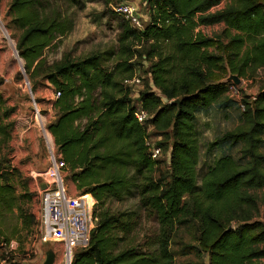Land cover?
I'll use <instances>...</instances> for the list:
<instances>
[{
	"label": "trees",
	"instance_id": "obj_1",
	"mask_svg": "<svg viewBox=\"0 0 264 264\" xmlns=\"http://www.w3.org/2000/svg\"><path fill=\"white\" fill-rule=\"evenodd\" d=\"M221 3L223 7L212 10ZM143 4L148 21L142 30L122 23L118 41L123 52L111 70L103 66L109 54L52 64L44 56L72 30L67 11L82 8L81 0H11L8 8L10 24L20 32L16 51L33 87L42 81L59 93L53 103L55 120L47 129L68 179L95 200L89 244L74 252L71 264H175L170 241L189 227L195 229V251L206 255V264H264V1ZM220 24L223 30L216 39L196 33L200 27ZM213 45L218 55L207 52ZM132 47L140 50L130 52ZM136 54L150 67L134 105L133 91L124 81L134 74L137 64L131 61ZM212 68L223 75L212 74ZM257 70L261 88L242 99L240 123L217 140L239 145L242 163L226 156L201 168L196 110L225 95L230 75L253 78ZM1 100L0 95V112ZM137 110L150 118L140 124L134 116ZM7 114L0 113L5 144L9 133L2 121ZM150 135L162 137L154 145L161 154L169 148L166 159L150 158L145 146ZM160 166L165 170L153 180ZM1 175L0 219L15 214L24 229L32 228L35 217L24 208V197L15 194L17 172L11 169L8 179ZM135 186L140 206L154 213L159 224V235L146 250L137 249L131 236L135 213L111 207L128 198Z\"/></svg>",
	"mask_w": 264,
	"mask_h": 264
},
{
	"label": "rangeland",
	"instance_id": "obj_2",
	"mask_svg": "<svg viewBox=\"0 0 264 264\" xmlns=\"http://www.w3.org/2000/svg\"><path fill=\"white\" fill-rule=\"evenodd\" d=\"M121 2L133 5L142 24L147 23V8L143 0H81L82 8L71 7L67 11L71 18L72 30L59 38L52 48L46 50L44 56L48 63H57L65 58L76 61L92 54H109L103 66L110 70L114 68L123 52V47L118 40L122 32L121 25L125 19L115 15L110 6ZM10 3L11 0L0 1L2 21V26L0 25V95L2 99L0 113L3 115L4 112H8L2 124L7 126L9 133L7 144L0 135V174H2L1 179L4 177L8 179L11 169L17 172L13 179L15 194L24 197L22 204L24 208L31 210L36 225L30 229H24L15 214H5L0 219V260L9 264L14 262L43 264L45 256L51 254L54 264H64L62 244L43 240L41 227L43 212L38 197L40 179L37 174L44 171L47 166V153L42 133L44 129L47 130V126L55 120L56 116V110L53 107L54 89L42 81L33 87V80H29L28 74L23 69V60L19 54H16V42L20 32L10 24L9 14L4 15V11L9 12ZM222 30L223 25L220 24L200 27L196 33L204 38L216 39ZM227 41V38L221 39L222 43ZM136 50H140V47L130 48V52ZM207 52L211 55L219 54V50L214 45L209 46ZM131 62L137 65L136 67L134 65V74L129 79L130 82L124 81V84L133 91L131 98L135 105L137 93L143 89L148 80L147 71L150 63L143 57L139 58L137 54ZM211 71L214 75H223L216 68H212ZM239 79L241 81L239 86L230 83L224 96L208 108H199L195 112L194 126L198 133L201 168L203 164L212 165L219 158L226 156L237 163H242L239 159V145L231 142H217L224 133L233 130L240 123L244 111L242 99L246 96H254L261 88L263 80L259 70L255 72L253 78L248 75ZM36 109L41 118L38 121L34 120ZM150 129L151 127H149V133ZM146 140L154 144L161 141L162 137L150 135ZM215 142L216 145L211 146ZM167 144L170 145V142ZM169 152L167 148L166 152L162 151L160 157L166 159ZM164 170L165 166H160V170L156 167L155 172L152 173V179L157 180L160 172ZM199 174H201L200 170ZM71 183L69 179L68 189L72 186ZM198 184H200V177H198ZM83 195H87L91 200L89 202L86 199L88 204H92L93 201L95 204L90 194H82L75 190L73 196ZM111 207L113 210L135 213V228L131 236L137 249L146 250V245L159 235L157 218L154 213L140 206L136 186L128 198L123 202H112ZM232 226L235 227V224L233 223ZM170 242L175 264L207 263L206 255L195 251L197 244L193 227L180 230ZM190 245L191 248H189ZM185 246L187 249L184 248ZM181 249L185 250V254H182ZM261 262L264 263V259Z\"/></svg>",
	"mask_w": 264,
	"mask_h": 264
},
{
	"label": "built area",
	"instance_id": "obj_3",
	"mask_svg": "<svg viewBox=\"0 0 264 264\" xmlns=\"http://www.w3.org/2000/svg\"><path fill=\"white\" fill-rule=\"evenodd\" d=\"M224 3L213 8L220 9ZM111 11L124 18L131 27L142 30L143 24L136 14V8L127 3H118L110 6ZM0 25L2 26L1 16ZM16 54L17 51H16ZM128 83L130 80H126ZM138 82V80H135ZM59 97L58 92H54L53 99ZM253 98V97H252ZM244 110V107L242 106ZM36 109L34 120L41 119ZM140 124L147 121L150 116L141 110L134 113ZM48 130V129H47ZM43 130L42 137L47 153V166L44 171L37 174L40 179L38 187L39 202L42 207V232L44 241H54L62 244L64 264H71L74 252L77 249H84L89 244L90 232L93 228L92 204H88L85 196H72L69 194L67 186L68 170L62 160L61 154L55 146L52 135L49 131ZM145 146L151 159L161 156V149L151 144L147 140ZM35 177V176H33ZM0 264H9L4 260Z\"/></svg>",
	"mask_w": 264,
	"mask_h": 264
},
{
	"label": "water",
	"instance_id": "obj_4",
	"mask_svg": "<svg viewBox=\"0 0 264 264\" xmlns=\"http://www.w3.org/2000/svg\"><path fill=\"white\" fill-rule=\"evenodd\" d=\"M143 1L145 2L146 0H143ZM7 14L8 13H6V16H7ZM226 81H231L235 86H239L240 83H241L240 79L237 76H235V75H230L226 79ZM175 103H178V101H176ZM10 264H20V263H15L14 262V263H10ZM43 264H54V258H53V256L51 254H47L45 256V259H44Z\"/></svg>",
	"mask_w": 264,
	"mask_h": 264
},
{
	"label": "crops",
	"instance_id": "obj_5",
	"mask_svg": "<svg viewBox=\"0 0 264 264\" xmlns=\"http://www.w3.org/2000/svg\"><path fill=\"white\" fill-rule=\"evenodd\" d=\"M4 15H6V11H4ZM69 181V179L67 178V182ZM72 184V186H69V189H68V191H69V194L70 195H74V191L76 190L75 189V185L73 184V183H71Z\"/></svg>",
	"mask_w": 264,
	"mask_h": 264
},
{
	"label": "bare ground",
	"instance_id": "obj_6",
	"mask_svg": "<svg viewBox=\"0 0 264 264\" xmlns=\"http://www.w3.org/2000/svg\"><path fill=\"white\" fill-rule=\"evenodd\" d=\"M87 196V195H86ZM86 196H85V198H86ZM87 199V198H86Z\"/></svg>",
	"mask_w": 264,
	"mask_h": 264
}]
</instances>
